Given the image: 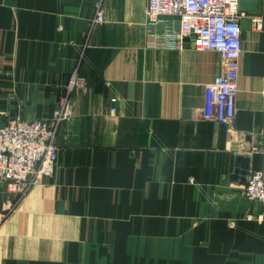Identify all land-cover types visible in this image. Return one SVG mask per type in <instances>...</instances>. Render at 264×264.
<instances>
[{
  "label": "crops",
  "instance_id": "1",
  "mask_svg": "<svg viewBox=\"0 0 264 264\" xmlns=\"http://www.w3.org/2000/svg\"><path fill=\"white\" fill-rule=\"evenodd\" d=\"M96 1L0 0V126L50 121L75 70L88 84L53 174L20 200L0 185V264H264V206L232 179L238 157L264 169V0L241 20L232 126L202 116L219 53L177 48L148 0H102L94 24Z\"/></svg>",
  "mask_w": 264,
  "mask_h": 264
},
{
  "label": "built area",
  "instance_id": "2",
  "mask_svg": "<svg viewBox=\"0 0 264 264\" xmlns=\"http://www.w3.org/2000/svg\"><path fill=\"white\" fill-rule=\"evenodd\" d=\"M241 1L148 0L145 9L151 25L162 20L178 24L170 35L177 48L182 49L185 42L190 41L196 51H213L221 55L223 71L206 86L202 116L226 126H232L237 117L241 20L247 15L239 7ZM103 21L102 0H97L94 24ZM253 21L256 29H261L262 20L256 17ZM87 86L86 80L75 70L50 121L12 118L0 126V185L15 194L17 200L26 195L38 176L53 174L59 156V127L74 114L71 94L85 90ZM243 194L250 201L264 206V169L249 173Z\"/></svg>",
  "mask_w": 264,
  "mask_h": 264
},
{
  "label": "water",
  "instance_id": "3",
  "mask_svg": "<svg viewBox=\"0 0 264 264\" xmlns=\"http://www.w3.org/2000/svg\"><path fill=\"white\" fill-rule=\"evenodd\" d=\"M257 0H242L240 2V9L242 11H257ZM236 171L234 175L232 176V179L239 180L242 183L246 182V179L250 173V163L248 158L244 157H238L237 159V165H236Z\"/></svg>",
  "mask_w": 264,
  "mask_h": 264
}]
</instances>
